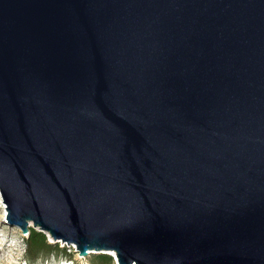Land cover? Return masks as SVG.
I'll use <instances>...</instances> for the list:
<instances>
[{"label": "water", "instance_id": "1", "mask_svg": "<svg viewBox=\"0 0 264 264\" xmlns=\"http://www.w3.org/2000/svg\"><path fill=\"white\" fill-rule=\"evenodd\" d=\"M8 223L118 264H264V0H0Z\"/></svg>", "mask_w": 264, "mask_h": 264}, {"label": "rangeland", "instance_id": "2", "mask_svg": "<svg viewBox=\"0 0 264 264\" xmlns=\"http://www.w3.org/2000/svg\"><path fill=\"white\" fill-rule=\"evenodd\" d=\"M2 201L0 195V242H6V246L3 250L0 246V264H8L10 261H12L10 264H29V262L31 264H94L101 254L110 255L112 264H118L109 252L89 250L86 256H80L81 254L74 244H67L61 240L50 241L48 236L47 238L50 243L57 242L60 247L65 246V248H68L66 253L64 250H61L56 251L55 254L50 256L45 254V252H41L36 255V257L32 258L25 249V238L27 233L24 234L19 227L10 225L7 222V210ZM28 227L39 230L34 227L32 223H29Z\"/></svg>", "mask_w": 264, "mask_h": 264}, {"label": "trees", "instance_id": "3", "mask_svg": "<svg viewBox=\"0 0 264 264\" xmlns=\"http://www.w3.org/2000/svg\"><path fill=\"white\" fill-rule=\"evenodd\" d=\"M59 243H50L48 241L46 233L37 230L35 228H28V233L25 238V249L29 252L32 258L36 257L41 252L52 256L56 251H66L68 248L65 246L60 247ZM94 264H112L111 256L108 254L99 255L97 261Z\"/></svg>", "mask_w": 264, "mask_h": 264}, {"label": "bare ground", "instance_id": "4", "mask_svg": "<svg viewBox=\"0 0 264 264\" xmlns=\"http://www.w3.org/2000/svg\"><path fill=\"white\" fill-rule=\"evenodd\" d=\"M4 218H5V216H4ZM6 218L8 220V217H6ZM46 235L49 237L50 241H53L52 238L49 236V234L46 233ZM0 246H1L2 250H3L4 247L6 246V242L5 241L0 242ZM109 253L114 257L115 261H117L116 254L113 251H110ZM11 262L12 261L8 262V264H10ZM29 264H31V263L29 262Z\"/></svg>", "mask_w": 264, "mask_h": 264}]
</instances>
